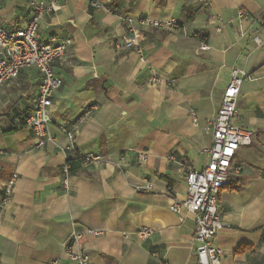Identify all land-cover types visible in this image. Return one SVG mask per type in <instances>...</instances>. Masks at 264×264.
<instances>
[{
    "label": "crops",
    "instance_id": "1",
    "mask_svg": "<svg viewBox=\"0 0 264 264\" xmlns=\"http://www.w3.org/2000/svg\"><path fill=\"white\" fill-rule=\"evenodd\" d=\"M29 1L0 0V24L25 27ZM99 1L101 8L61 0L41 21L42 40L72 41L55 64L62 85L44 146L24 123L39 70L24 68L0 86V264H74L66 242L72 230L87 227L103 230L82 241L93 264H197L196 213L178 215L170 205L185 197L187 171L207 164L202 149L214 140L207 121L235 66L251 75L241 85L235 122L253 134L235 156L243 169L219 194L227 227L215 244L224 250L220 264H264V0ZM153 20L174 26L146 23ZM131 27L144 33L145 60L115 47ZM78 152L104 158L81 165L66 187L63 167ZM14 173L19 178L3 202ZM145 181L152 188L138 191ZM141 225L153 229L146 240Z\"/></svg>",
    "mask_w": 264,
    "mask_h": 264
},
{
    "label": "built area",
    "instance_id": "2",
    "mask_svg": "<svg viewBox=\"0 0 264 264\" xmlns=\"http://www.w3.org/2000/svg\"><path fill=\"white\" fill-rule=\"evenodd\" d=\"M61 0H30L31 16L25 27L10 30L0 24V86L19 77L22 69L35 67L41 74L38 94L34 100L33 108L24 116V123L38 138V146H44L49 135V126L52 122L50 112L54 102L55 92L62 85V77L57 73L55 64L66 57V52L71 39L62 42L44 41L39 30L41 21L46 15L58 10ZM96 8H101L99 0H91ZM246 12L238 11V17L244 18ZM232 21V20H231ZM153 26L171 28L174 21H146ZM222 22L216 27L221 31ZM257 43H262V38L255 36ZM144 33L140 29L131 27L126 38L117 39L115 47L118 50L134 51L145 60ZM251 75L239 67H233L231 80L223 93L222 104L216 115L207 121V131L213 136V143L202 149L208 156L207 164L200 169H189L186 174V194L181 200H175L170 209L181 215L184 210L196 213L197 223L194 232L196 242L197 264H220L224 250L215 244L219 231L227 227L223 221L219 208V194L225 185L230 184L231 174L239 173L243 169L241 164L235 162L237 151L242 145L252 142L253 131L238 125L235 122L237 115V103L241 85ZM155 79V78H154ZM92 106L87 110L91 113ZM190 116L194 124L199 119L195 109H190ZM67 134L72 137L73 131ZM3 147L0 146V153ZM75 157L81 165H88L94 161L103 160V156L94 152H78ZM146 155L143 154V158ZM64 184L69 186L71 176L70 164L67 161L63 167ZM19 176L14 173L5 184L3 202H7L12 194L14 185ZM138 191L152 188V183L145 181L136 186ZM3 205H0V215ZM86 233L100 235L102 229L87 227L83 230H72L65 249L67 257L74 264H93L90 255L82 248V241ZM144 240L149 238L153 229L147 225H141L138 231ZM55 260L51 264H57Z\"/></svg>",
    "mask_w": 264,
    "mask_h": 264
},
{
    "label": "trees",
    "instance_id": "3",
    "mask_svg": "<svg viewBox=\"0 0 264 264\" xmlns=\"http://www.w3.org/2000/svg\"><path fill=\"white\" fill-rule=\"evenodd\" d=\"M134 1V0H133ZM194 11H192L189 7V5H185L183 8V15L186 18H191L193 16ZM68 162L70 164V171L71 174L76 173L80 167H81V162L76 158V157H71L68 159ZM232 181L230 182V184H228V186H233L232 185Z\"/></svg>",
    "mask_w": 264,
    "mask_h": 264
}]
</instances>
